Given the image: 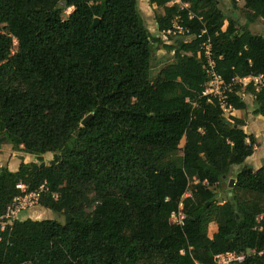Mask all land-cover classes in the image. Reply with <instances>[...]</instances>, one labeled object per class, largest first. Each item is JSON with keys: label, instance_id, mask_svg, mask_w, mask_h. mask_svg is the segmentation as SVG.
I'll return each mask as SVG.
<instances>
[{"label": "trees", "instance_id": "1", "mask_svg": "<svg viewBox=\"0 0 264 264\" xmlns=\"http://www.w3.org/2000/svg\"><path fill=\"white\" fill-rule=\"evenodd\" d=\"M175 1L149 0L163 9L158 33L166 39L175 23L192 36L206 29L225 82L264 79V35L240 32L217 0ZM229 1L233 9L242 1L248 22L264 28V0ZM161 42L137 0H0V139L38 161L0 167V220L22 196L18 184L63 219L7 225L0 264H213L219 254L264 250V232L254 231L264 215V166H245L256 141L241 119L199 98V41L164 45L172 60L152 78ZM245 94L264 122V87L238 88L226 106L246 111ZM46 154L52 163L41 167ZM235 167L233 188L218 201L211 188ZM179 204L182 227L169 223ZM243 264H264V252Z\"/></svg>", "mask_w": 264, "mask_h": 264}, {"label": "rangeland", "instance_id": "2", "mask_svg": "<svg viewBox=\"0 0 264 264\" xmlns=\"http://www.w3.org/2000/svg\"><path fill=\"white\" fill-rule=\"evenodd\" d=\"M219 8L225 15V17H237L238 18V26L237 29L240 32H243L245 28L247 27V30L251 32L254 35L263 36L264 35V28H263V22L261 20H256L254 23H249L248 20L245 18L244 12H242L243 8V2L239 1L237 3V9H233L232 5L230 4L229 0H217ZM138 3V9L139 14L142 20L145 23L146 28L148 29L149 33L152 37L155 39L159 38L161 39V43H154L153 44V74L152 78H154L161 67L165 66L168 62L172 60L173 54L171 52H168L164 48V45L167 46H174V42L179 39V36H170V37H163L162 34L158 33L156 31V16H162L163 15V9H157L149 4V2H144L143 0H137ZM174 3L179 4L180 7H184L179 0H176ZM172 3L169 4L171 6ZM73 13V9H65L62 14V19L66 20L71 14ZM227 22H224V25H226ZM16 47V44H14V48ZM243 98L245 100V103L247 105V109L244 112H241L238 114L234 113V111H231L228 115H226V118H237L241 119L245 125L243 127V131L245 133H252L254 132L252 129H256V132L253 133L254 136H256V142L255 147L256 151L253 157V161L255 162V168H260L264 166V125L263 120L260 117H255L253 115V105H252V98L248 95H243ZM238 119V118H237ZM261 119V120H260ZM253 123V124H252ZM252 124V126H251ZM250 126V127H249ZM247 134V135H248ZM1 151H0V167L1 168H7L10 172H14L17 170L19 165L21 163H38L35 157L26 155L23 152L19 151H13L11 146L5 143V140L1 142ZM184 145V141L180 143V148H182ZM181 155V152L178 153ZM53 155L52 154H46L42 157V161L44 166L49 165L52 163ZM253 169V168H252ZM239 171L238 167L233 168V170L228 174L227 178H224V180L220 181L218 185L213 186L211 190L215 193L217 200L222 201L226 199V194L228 191L232 188L229 187L228 179H231L235 176V174ZM238 199H243L247 196L243 195L240 192H237ZM18 220H45V219H55L62 223L63 219L56 214H53L51 211L39 207L38 205L32 206L26 210L21 211L20 214L17 216ZM1 221V220H0ZM1 225V223H0ZM217 228L216 225L211 223L208 226L207 234L209 238H212L213 235L216 233Z\"/></svg>", "mask_w": 264, "mask_h": 264}, {"label": "built area", "instance_id": "3", "mask_svg": "<svg viewBox=\"0 0 264 264\" xmlns=\"http://www.w3.org/2000/svg\"><path fill=\"white\" fill-rule=\"evenodd\" d=\"M192 18L193 16L190 15L189 19ZM165 35L166 37L179 36L184 37L185 40L199 41L198 49L204 61V74L206 76V80L202 85L199 98L205 99L207 103L216 101L221 107L224 108L225 113H230L232 111L230 107L226 106V100L229 95H232L236 91V89L240 88L243 90L251 83L253 84V87L256 91H259L260 88L264 87V79L262 76L247 77L243 79L233 78L229 82H225L217 71L216 62L212 52V41L207 35L206 29H202L196 36H192L189 29L183 27L179 23H175L172 30L167 31ZM17 189L21 191L22 196L15 198L13 202L7 207L5 215L1 218L3 223L0 225V231H3L7 225H11L15 220H17V216L21 213V211L38 205L39 192L35 191L27 193L26 187L22 184H18ZM41 191H43V187H41ZM184 197H190V193L187 192ZM182 209L183 205L179 204L178 212L172 214L170 217L169 223L171 225L180 227L183 226L185 215ZM254 231L259 233L264 232V215H260L256 218ZM263 252L264 250L258 253L256 250H251L246 254H236L234 252L219 254L214 256L213 264H243L246 258L254 255L261 256ZM23 264L31 263L27 262Z\"/></svg>", "mask_w": 264, "mask_h": 264}, {"label": "water", "instance_id": "4", "mask_svg": "<svg viewBox=\"0 0 264 264\" xmlns=\"http://www.w3.org/2000/svg\"><path fill=\"white\" fill-rule=\"evenodd\" d=\"M98 23H99V20H98V19H95V20H94V23H93V25H92V29H95V27L98 25ZM91 118H92V115L87 116V117L81 122V126H82V127L85 126V125L87 124V122H89V120H90ZM227 123H228V121H227ZM3 140H4V138H3V139H0V142H2ZM43 166H44V164H41V167H43ZM245 166H248V168H252V167L249 166V165H245ZM233 185H234V181H233V180H230V181H229V187L232 188Z\"/></svg>", "mask_w": 264, "mask_h": 264}, {"label": "crops", "instance_id": "5", "mask_svg": "<svg viewBox=\"0 0 264 264\" xmlns=\"http://www.w3.org/2000/svg\"><path fill=\"white\" fill-rule=\"evenodd\" d=\"M144 2H149V0H143ZM154 7V6H153ZM156 8V7H155ZM234 113H236L237 114V116H238V114L239 113H241V112H239V111H234ZM238 119H239V117H237ZM261 120V119H260ZM263 122V121H262ZM253 124V123H252ZM252 124H251V126H252ZM263 125H264V122H263ZM250 127V126H249ZM254 132H256V129H252ZM254 132H252V133H250V134H248V133H246V134H248V135H252L253 137H254V139L256 140V136H254L253 135V133ZM256 151V150H255ZM254 154H255V152H254ZM254 154H253V156L252 157H250L248 160H247V165H249V166H251L253 169L255 168V162L253 161V157H254ZM258 168H256L255 170H257Z\"/></svg>", "mask_w": 264, "mask_h": 264}]
</instances>
